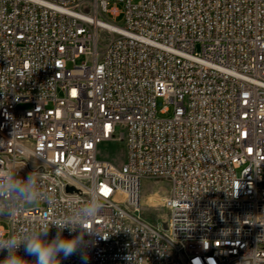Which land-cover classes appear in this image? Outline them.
I'll return each mask as SVG.
<instances>
[{
  "label": "built area",
  "instance_id": "obj_1",
  "mask_svg": "<svg viewBox=\"0 0 264 264\" xmlns=\"http://www.w3.org/2000/svg\"><path fill=\"white\" fill-rule=\"evenodd\" d=\"M0 172L41 195L0 234L47 216L81 240L60 264H264V0H0Z\"/></svg>",
  "mask_w": 264,
  "mask_h": 264
},
{
  "label": "clouds",
  "instance_id": "obj_2",
  "mask_svg": "<svg viewBox=\"0 0 264 264\" xmlns=\"http://www.w3.org/2000/svg\"><path fill=\"white\" fill-rule=\"evenodd\" d=\"M38 181L34 173H29L26 179H21L12 172H0V214L13 215V209L19 205L32 206L41 201V195L37 191ZM100 211L97 197L93 196L91 202L81 208L77 217L81 224L94 220ZM52 224L63 229L65 226L57 221ZM39 227L23 230L10 235L0 234V251L7 250L5 259L0 264H30L21 256L17 255L18 249L23 245L27 255L35 257L31 264H60L61 256L67 260L77 254L81 240L69 233L71 238H64L59 233L49 241L45 237L49 233L48 217L39 221ZM84 264H88L87 253L80 254Z\"/></svg>",
  "mask_w": 264,
  "mask_h": 264
},
{
  "label": "rangeland",
  "instance_id": "obj_3",
  "mask_svg": "<svg viewBox=\"0 0 264 264\" xmlns=\"http://www.w3.org/2000/svg\"><path fill=\"white\" fill-rule=\"evenodd\" d=\"M119 7L121 8L122 5H119ZM115 23L121 25L120 20L116 21ZM78 62H80V60ZM99 158L112 161L117 166H122L126 162V159H127V152H126L124 143L116 142V143L101 144L99 146ZM150 181H143L142 183L141 194L143 198H142V209L141 210H142V215L146 220L151 221V222H156L157 220L161 218L167 217L169 215V212L166 211L162 207V202L160 198L156 199V201L148 200V197H149L148 195L149 193H151L148 191L153 190V192H155L159 188V184L153 183V182H158V180H150ZM161 186L162 187H160L159 193L161 194V196H163L167 192V187H165L167 185H161ZM33 206H35V204L32 206H27V207H33ZM3 225L7 227L6 223H3ZM5 257L6 255L3 254V259H5Z\"/></svg>",
  "mask_w": 264,
  "mask_h": 264
},
{
  "label": "water",
  "instance_id": "obj_4",
  "mask_svg": "<svg viewBox=\"0 0 264 264\" xmlns=\"http://www.w3.org/2000/svg\"><path fill=\"white\" fill-rule=\"evenodd\" d=\"M67 190H68L69 192H71V191H73V188L69 187Z\"/></svg>",
  "mask_w": 264,
  "mask_h": 264
}]
</instances>
